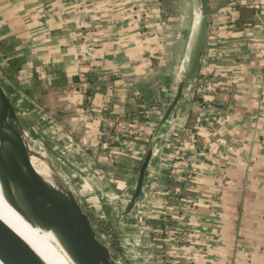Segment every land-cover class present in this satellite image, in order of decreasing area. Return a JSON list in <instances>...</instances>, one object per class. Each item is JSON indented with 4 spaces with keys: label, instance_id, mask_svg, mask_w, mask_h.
<instances>
[{
    "label": "crops",
    "instance_id": "1",
    "mask_svg": "<svg viewBox=\"0 0 264 264\" xmlns=\"http://www.w3.org/2000/svg\"><path fill=\"white\" fill-rule=\"evenodd\" d=\"M0 76L94 224L117 223L122 264L165 260L156 237L176 224L178 186L189 264H264V0H0Z\"/></svg>",
    "mask_w": 264,
    "mask_h": 264
},
{
    "label": "water",
    "instance_id": "2",
    "mask_svg": "<svg viewBox=\"0 0 264 264\" xmlns=\"http://www.w3.org/2000/svg\"><path fill=\"white\" fill-rule=\"evenodd\" d=\"M183 87L184 82H181L162 124L180 101ZM152 154L153 149L149 148L141 163L128 213L141 195ZM0 193L24 219L50 234L73 264H122L53 158L31 144L1 81ZM0 261L3 264H47L1 217Z\"/></svg>",
    "mask_w": 264,
    "mask_h": 264
},
{
    "label": "built area",
    "instance_id": "3",
    "mask_svg": "<svg viewBox=\"0 0 264 264\" xmlns=\"http://www.w3.org/2000/svg\"><path fill=\"white\" fill-rule=\"evenodd\" d=\"M208 63L206 62L205 65H207ZM209 65V64H208ZM216 92V85H215V81H214V75L212 73H207L206 75L203 74V76H200L198 78V88L196 91V95L198 96V104L200 103L203 107H205L208 103V97L211 96L213 93ZM201 99V100H199ZM197 103V102H196ZM202 120H204L205 122H209V117L208 116H203ZM139 120L135 119L134 120V125H136L138 123ZM129 133H135L136 131L133 129L128 130ZM29 136V140L31 142V144L40 152H44L47 153V147L45 145V143L33 136H31L28 133ZM111 137V135H110ZM116 139L118 140V137H116ZM153 155V154H152ZM189 156L188 154H185L183 156V160L186 162V164L189 162ZM61 164H64V160L60 159ZM188 166V164L186 165V167ZM186 174L185 176H187L188 174H190V171L186 169ZM182 194V186H178L175 187V191H174V195H172V202H176L179 201V203L176 206V217H175V221L174 223L176 224H169L168 222L171 221L169 220V218L165 219V224H164V231L166 236L161 240L164 244L166 245H170L173 246L172 244H174V246L176 245V248L179 250V259H177V263L181 262L183 264L184 261H182L183 259L187 260V263L189 264L192 260H194L196 257V254L194 253V250L189 249V247L192 246V244H186L189 241H191V236L188 234V231L183 228L178 227L177 222L179 221V219L181 218V213L182 210H184V207L186 206V200L184 198ZM174 196V197H173ZM171 204H175V203H171ZM181 215V216H180ZM103 219H105V216L103 217ZM130 244V243H129ZM181 251L183 253H181ZM170 255V254H169ZM194 257V259H192Z\"/></svg>",
    "mask_w": 264,
    "mask_h": 264
},
{
    "label": "bare ground",
    "instance_id": "4",
    "mask_svg": "<svg viewBox=\"0 0 264 264\" xmlns=\"http://www.w3.org/2000/svg\"><path fill=\"white\" fill-rule=\"evenodd\" d=\"M0 217L22 235L47 264H73L53 237L24 219L0 193ZM0 264H3L0 261Z\"/></svg>",
    "mask_w": 264,
    "mask_h": 264
},
{
    "label": "trees",
    "instance_id": "5",
    "mask_svg": "<svg viewBox=\"0 0 264 264\" xmlns=\"http://www.w3.org/2000/svg\"><path fill=\"white\" fill-rule=\"evenodd\" d=\"M11 64L13 65V66H16V65H18L19 63H18V61H16V60H12L11 61ZM90 96V95H89ZM142 163V162H141ZM141 163L136 167L137 168V171H138V173H139V168H140V166H141ZM120 164V163H119ZM121 166L122 167H127V164L126 163H121ZM184 194V193H183ZM183 194H181V195H183ZM174 197V196H173ZM162 223V219L160 218V219H157L156 221H155V224L157 225V224H161ZM169 224H173V222H171V221H169L168 222ZM96 225H97V227H98V229L102 232V234L104 235V238H105V240L108 242V243H113V238H112V224L110 223V222H106L105 220L103 221V220H96ZM161 228V227H160ZM160 234V233H159ZM155 236L157 235V234H154ZM166 236V234H165V231L164 230H162L161 229V235H158L156 238H157V240L158 241H160V240H162L164 237ZM161 237V238H160ZM160 248H163V249H160V251H158V253L159 254H161V255H163V258H165V260H163V262L161 263V264H182L181 262H175V260H174V255H169L168 253H166L167 251H165L166 250V248H167V245L166 244H161L160 245ZM165 249V250H164ZM171 258H172V260H171Z\"/></svg>",
    "mask_w": 264,
    "mask_h": 264
},
{
    "label": "rangeland",
    "instance_id": "6",
    "mask_svg": "<svg viewBox=\"0 0 264 264\" xmlns=\"http://www.w3.org/2000/svg\"><path fill=\"white\" fill-rule=\"evenodd\" d=\"M0 78H1V76H0ZM47 154H49L50 156H51V154H50V152H49V150L47 149ZM57 165V164H56ZM58 167V169L61 171V168L59 167V166H57ZM99 216H102V217H104L105 215L104 214H100ZM105 218L108 220V221H110V220H113L112 218H110L109 216H105ZM117 224V223H116ZM115 223H113V226H112V238H113V243L111 244V243H109V246L112 248V250L116 253V251H118L119 253H121V248H123V250L125 249L126 250V248H125V244H123L122 243V247H121V243H119V241H118V243L116 242V237L118 238V235L119 234H117V232L119 231V227H118V225H116ZM130 247V246H129ZM120 249V250H119ZM124 262H127V260H125Z\"/></svg>",
    "mask_w": 264,
    "mask_h": 264
}]
</instances>
